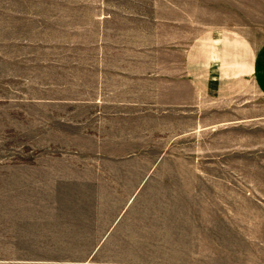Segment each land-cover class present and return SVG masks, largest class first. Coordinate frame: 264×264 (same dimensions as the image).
<instances>
[{"label": "rangeland", "instance_id": "1", "mask_svg": "<svg viewBox=\"0 0 264 264\" xmlns=\"http://www.w3.org/2000/svg\"><path fill=\"white\" fill-rule=\"evenodd\" d=\"M152 19L182 61L211 29L264 42V0H0V264H264V95L181 67V104L132 103Z\"/></svg>", "mask_w": 264, "mask_h": 264}, {"label": "crops", "instance_id": "2", "mask_svg": "<svg viewBox=\"0 0 264 264\" xmlns=\"http://www.w3.org/2000/svg\"><path fill=\"white\" fill-rule=\"evenodd\" d=\"M152 20L140 27L142 43L134 57L135 64L139 66L129 72V80L139 82L135 87L142 93L141 100L132 103L144 104V100L148 102V92L152 88L158 94V104H181V67L183 82L198 97L227 99L242 93L250 85H255L264 95V42L257 45L237 31L211 29L201 33L187 45L182 61L179 22L168 21L166 24L164 19L163 22ZM146 21L145 19L144 23ZM150 24L155 26L152 30L148 29ZM128 30L132 33V26ZM150 32L156 37L162 35L159 40L150 41ZM165 38L171 41L167 46ZM98 54L99 57L106 56L100 49ZM175 54L178 58L176 61L172 59ZM150 56L159 57L155 69L150 68ZM165 91L168 92L167 96L163 94Z\"/></svg>", "mask_w": 264, "mask_h": 264}]
</instances>
